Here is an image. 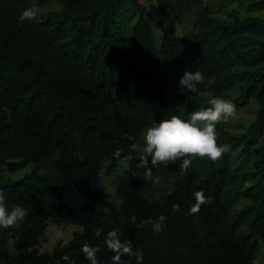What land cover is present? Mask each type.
<instances>
[{
	"label": "trees",
	"instance_id": "16d2710c",
	"mask_svg": "<svg viewBox=\"0 0 264 264\" xmlns=\"http://www.w3.org/2000/svg\"><path fill=\"white\" fill-rule=\"evenodd\" d=\"M154 1L159 45L139 0H0V191L9 209L27 210L0 228V264H69L65 255L90 264L84 244L113 264L104 244L113 229L142 252L140 264L264 262V17L233 9L219 19L206 0ZM30 7L36 18L21 20ZM257 10L264 0H249L246 11ZM185 70L203 73V83L169 97ZM217 96L252 115L245 130L231 128L232 117L217 124V143L229 146L220 159L184 170L148 157L151 176L137 166L147 127L187 120ZM105 166L119 172L115 210ZM199 190L212 199L192 213ZM161 215L155 231L148 221ZM49 222L82 230L40 252Z\"/></svg>",
	"mask_w": 264,
	"mask_h": 264
},
{
	"label": "clouds",
	"instance_id": "9594fccd",
	"mask_svg": "<svg viewBox=\"0 0 264 264\" xmlns=\"http://www.w3.org/2000/svg\"><path fill=\"white\" fill-rule=\"evenodd\" d=\"M37 10L34 7L25 9L22 12L21 20L35 19ZM205 77L200 71L185 70L179 79V92H196L197 85L203 83ZM209 83H213L209 79ZM209 107L191 113L190 118L181 119L178 115H171L169 119H162L153 126L147 127L143 134L144 155L140 158L138 167H145L146 174L151 176V169L147 168L148 157L151 158L153 167L160 164L175 163L181 161V167L187 170L192 165V161L196 158L216 161L220 159L224 152L229 148L228 145H220L217 143L216 126L222 120L233 117L236 114L235 104L222 97H213L209 101ZM119 158L121 150H117L114 154ZM131 157H124L122 162H127ZM195 204L190 211L196 213L201 205L210 203L212 197H205L203 190L194 193ZM27 216V210L16 205L9 209L5 204V196L0 191V228H10L22 223ZM135 216L132 217L135 222ZM165 217L159 216L155 222L149 220L148 223L153 224L155 231H161ZM142 225H137L140 227ZM121 233L119 230L113 229L109 231L105 237L104 244L115 255L112 257L113 264H122L120 257L123 255L135 256L137 264L143 259L142 252H133L131 241H121ZM99 245L92 247L84 244L81 248L85 258L90 264H99L97 253L101 251ZM63 260L69 264H75L74 261L65 255Z\"/></svg>",
	"mask_w": 264,
	"mask_h": 264
},
{
	"label": "rangeland",
	"instance_id": "374dc122",
	"mask_svg": "<svg viewBox=\"0 0 264 264\" xmlns=\"http://www.w3.org/2000/svg\"><path fill=\"white\" fill-rule=\"evenodd\" d=\"M140 4L146 8V21L148 22L152 33L155 37L156 44L159 45L161 34L158 30L155 18H154V11H155V1L154 0H139ZM208 5L211 7L212 13L215 17L219 19H224L228 17V13L231 12L233 9L236 10L239 14H254L264 17V10H257L253 12H247L246 6L249 0H221V1H210L206 0ZM55 5L46 7V9H53ZM42 10V11H43ZM184 24L178 25V31L176 36L180 38L183 33ZM130 28V27H129ZM128 28V29H129ZM166 93L169 97H172L179 92V86L174 85L173 83L168 84ZM252 117L250 112V107L246 106V108L238 111L230 120L228 125L233 128L234 130H245L248 127V120ZM144 140L143 135L141 140L137 144V148L139 151H144ZM101 182L104 185L107 193L110 196V203L112 207L115 208L118 205V200L115 195V187L117 181L119 179V172H109L107 170V166L100 173ZM82 228L77 225H68L65 227H59L52 223H48L46 232L44 236L41 238L40 243L38 245V249L40 252H50L56 243L65 244L69 241L75 232H81ZM256 264H264V262H256Z\"/></svg>",
	"mask_w": 264,
	"mask_h": 264
}]
</instances>
